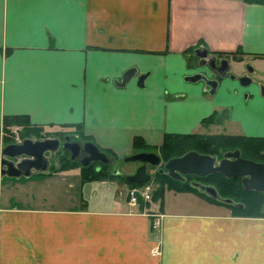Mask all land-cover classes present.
Here are the masks:
<instances>
[{"label": "crops", "instance_id": "obj_1", "mask_svg": "<svg viewBox=\"0 0 264 264\" xmlns=\"http://www.w3.org/2000/svg\"><path fill=\"white\" fill-rule=\"evenodd\" d=\"M197 49L263 60L264 4L0 0V130L18 117L80 134L114 163L139 152L134 139L153 150L166 134L264 136V115L252 118L236 80L213 97L185 80L202 71ZM129 70L135 76L117 86ZM224 106L230 123L203 126ZM49 167L0 176V264H264V215H238L191 191L172 190L185 196L168 201V188L158 206L130 205L125 177L83 182L79 167Z\"/></svg>", "mask_w": 264, "mask_h": 264}, {"label": "water", "instance_id": "obj_2", "mask_svg": "<svg viewBox=\"0 0 264 264\" xmlns=\"http://www.w3.org/2000/svg\"><path fill=\"white\" fill-rule=\"evenodd\" d=\"M194 54L198 58V67L205 72L188 76L185 80L192 83L201 82L210 89V94H213L218 82L210 79L206 73L224 74V66H226L227 60L211 57L205 49H197ZM134 76L135 71L129 70L124 73L121 81L117 82L116 85L123 87ZM143 80L144 76L137 78L138 86H142ZM241 80L239 79L240 83ZM245 81L247 83L244 85H247L248 79ZM228 117V110H224L216 118V123H222ZM59 149L69 152L71 162L80 159V165L83 168L90 164L104 166L112 164L111 158L99 151L92 142L87 141L82 144L71 142L68 135L63 138L62 144L57 138L35 141L23 139L20 144H8L0 148V176L18 178L21 176L28 177L32 173H46L49 167L46 154L54 155ZM123 161L140 164L133 174L125 176L126 183L133 186H140L151 180V175L146 172L147 164L153 167L161 164L160 157L153 152H138L123 158ZM163 169L172 180L180 182L185 181L184 176L186 175L205 178L209 175L219 174L228 179H240L241 186L245 191H253L264 196V163L242 159L238 150L224 153L220 160H217L216 156L202 155L191 151L166 161L163 164ZM117 173V171L113 172L114 175ZM189 185L198 194L209 200L236 208L242 207L240 203H235L232 199L222 198L211 185L199 182H190ZM262 214L264 215V208Z\"/></svg>", "mask_w": 264, "mask_h": 264}, {"label": "trees", "instance_id": "obj_3", "mask_svg": "<svg viewBox=\"0 0 264 264\" xmlns=\"http://www.w3.org/2000/svg\"><path fill=\"white\" fill-rule=\"evenodd\" d=\"M257 4H264V0H247ZM208 119H204L202 121L203 125L208 123ZM11 126H21L22 128H30L27 121L23 118L5 117L2 123V130L7 131ZM79 137V136H78ZM84 141H89L87 138L83 137ZM132 147L135 151L144 152L148 148L145 146L143 142L139 139H134L132 143ZM241 148L242 153L245 157L252 159L254 161H262L264 158L260 157V152L264 150V140L262 138H252V137H230L224 135H209L203 136L199 133L192 134H166L163 138L162 144L156 148L161 154L164 162L182 156L188 151H196L200 154L211 155L213 153H217L219 149L224 148ZM110 156V154H106ZM111 157V156H110ZM59 163H61L59 170H64L68 168L79 167L81 170L82 180L83 182L90 181H107L114 178L113 173L110 172V166H104L101 164H90L88 167H81L78 162H71L68 159V156H61L59 159ZM208 182V185L213 186L218 194L222 198H231L233 201L248 204L251 208L250 211L247 210L248 207L242 210H236L233 208H229L233 210V213L243 216H263L259 213L260 204L264 199V196L260 193H256L253 191L247 192L244 191L240 179H228L224 178L219 174L209 175L205 178H202ZM155 181L159 184H163L166 188L171 189L175 192H184L191 191L197 192L193 188L190 187L188 181L180 182L169 179L168 177H158ZM207 185V184H206ZM156 194V193H155ZM203 196V195H201ZM205 197V196H204ZM206 198V197H205ZM206 200H209L206 198ZM212 201V200H210ZM213 202V201H212ZM219 205L221 203L215 202Z\"/></svg>", "mask_w": 264, "mask_h": 264}, {"label": "rangeland", "instance_id": "obj_4", "mask_svg": "<svg viewBox=\"0 0 264 264\" xmlns=\"http://www.w3.org/2000/svg\"><path fill=\"white\" fill-rule=\"evenodd\" d=\"M246 67H250L252 69H257V70H255V72L251 75L252 82L250 83V85L247 87H243V89H245V92H244L242 98L247 99L248 103L250 104L251 112H252V109L255 110L252 113V115H253L252 118L255 119V116L257 118H259V116H260V118H261L262 115H264V94L262 95V91H261L262 89L264 90V59L263 60H254L252 62L250 61V62H248V64H245V63L241 64V65L236 64V65H234V72L235 73H237V72L241 73V72H243V70H245ZM244 96H247V97H244ZM257 111H259V112H257ZM254 112H256V113H254ZM239 115L244 116V113H239ZM260 121L264 122L263 119H260ZM17 127H19V128H16V129L11 128L7 131H1L0 132V148H2L5 145L11 144L12 140L14 139V137L16 135L21 140L30 139L32 141H35V140L57 138L61 142H63V138L66 135L70 136V138L75 137V135H73V134L71 135L70 132L65 133L64 131L57 130V129L46 130L43 128H32V127H30L32 129H29V128H22L21 126H17ZM217 130H220V129H217ZM215 132H217V131H215ZM76 137L78 138L79 141H81V144L83 142H85L83 140V137L80 134H79V137L78 136H76ZM150 150H151V148H147L146 151H144V152H150ZM153 150L157 151L156 148H153ZM46 156L49 160V155L46 154ZM14 161L16 162V160H14ZM60 165H61V163H59V161H56V160L50 161L49 160V166H50L49 169L59 168ZM137 167H138L137 162H124L122 159V160H116L115 163L110 165L109 169H110V172H112V173L114 170H116L118 172V174H116V175L113 174V176H114V178L117 177L119 182H121L123 180L122 179L123 177L130 175V174H133L135 172V170L137 169ZM191 179H193V181H195V182H199V183L208 185V182H206L205 180H202L201 178L199 179L196 177L195 178L192 177ZM151 185L153 187V192L151 194V199L149 202H153L152 205L154 204V205L158 206L160 203V199L162 198L161 192L163 191L164 188L166 189V186L163 184L157 183L153 178L151 180ZM154 191L156 194L154 193ZM164 192L168 196V199H167L168 201H171L170 198H173V196H178V195L185 196L184 194L175 193L172 190L171 191L167 190ZM247 192H250V191H247ZM235 201H237V200H235ZM261 204H264V199L261 202ZM184 205H186V204H183V206ZM187 205L189 206L191 204H187ZM218 206H220V205H218ZM222 208L226 209L223 206H222ZM247 210L250 211L251 208H247ZM231 211H233V210H231ZM259 213L262 214L261 212H259Z\"/></svg>", "mask_w": 264, "mask_h": 264}, {"label": "flooded vegetation", "instance_id": "obj_5", "mask_svg": "<svg viewBox=\"0 0 264 264\" xmlns=\"http://www.w3.org/2000/svg\"><path fill=\"white\" fill-rule=\"evenodd\" d=\"M217 59H226L227 60V63L225 64L226 66H224V71H223V73L224 74H213V73H206L207 74V76L210 78V79H212V80H217V85H216V88H215V91H214V93L213 94H210V89L208 88V87H206V89H207V94L208 95H210V96H214L215 94H216V92H218V90L222 87V85H223V83L226 81V80H229V81H232V80H236L237 82H238V84L240 85V86H242V87H247V86H249L250 85V83L252 82V77H251V75L255 72V69H252V68H250V67H246L245 68V70H243V72H241V73H235L234 72V65H236V64H238V65H241L242 63L240 62V60L238 59V58H229V57H226V56H222V57H219V58H217ZM205 71L204 70H202L201 71V73H204ZM199 73V72H198ZM239 79H242L241 80V83L239 82ZM245 79H248V84L247 85H244V84H246L247 82L245 81ZM205 87V86H204ZM262 91V95L264 94V90L262 89L261 90ZM245 97H247V96H245ZM224 110H228V112H229V117H228V119H224L223 121H222V123H216V118H218V116H220L221 114H222V112L224 111ZM231 118H232V108H230L229 106H224L223 108H221L220 109V111L218 112V113H216V114H212V115H210V116H208V118H206V119H208L209 121H208V123L206 124V125H203V126H205V127H209V126H212V127H216V126H224L226 123H230V121H231ZM219 132H217V133H214V134H210V135H224V136H230V137H233V136H236V137H240V136H242V137H252V138H262L263 140H264V136H261V137H257V136H247V135H245V134H243V135H231V134H229V133H227L226 131H224L223 129L222 130H218ZM203 136H209V135H204L203 134ZM71 142H79V140H78V138L77 137H73V138H71ZM63 142H61L60 141V144H62ZM80 143V142H79ZM235 150H238L239 151V153H240V158H242V159H246V160H250V161H254V160H252V159H249V158H247V157H245L244 155H243V153H242V150H241V148H224V149H219L218 151H217V153H213V154H211V155H209V156H216L217 157V160H220L221 158H222V156H223V154L224 153H226V152H233V151H235ZM61 151V152H60ZM150 152H153V153H155V154H158V156L160 157V160H161V164L160 165H158V166H156V167H153V166H150V165H146V172L148 173V174H150L151 175V180H152V178L155 180V179H157L158 177H168L169 179H171L167 174H166V172H165V170L163 169V164L165 163L164 162V160H163V158H162V156H161V154L159 153V151L157 150V151H155V150H151ZM188 152H191V151H188ZM188 152H186V153H188ZM193 152H196V151H193ZM185 153V154H186ZM197 153V152H196ZM198 154H200V153H198ZM68 156V159H69V157H70V154H69V152H67V151H62V150H58L56 153H54V155H49V160L50 161H59V159H60V157L61 156ZM184 155V154H183ZM202 155H205V154H202ZM260 157H262V158H264V150L263 151H261L260 152ZM109 158H111L110 156H108ZM180 157V156H179ZM177 158V157H176ZM114 159H112L111 158V162H112V164L114 163ZM75 162H78L79 164H80V159H77V160H75ZM254 162H260V163H264V159L262 160V161H254ZM111 164V165H112ZM140 164H138V166H139ZM81 166V165H80ZM114 172V171H113ZM192 177H196V178H199V177H197V176H194V175H186V176H184V178H185V181H189V184H190V182H195V181H193V179H191ZM200 179V178H199ZM202 179V178H201ZM235 203H238V202H235ZM217 205H219V204H217ZM242 205V207H239V208H236V207H233V206H228L229 208H233V209H236V210H242V209H244L245 208V205H246V207H248V208H250L249 207V205L248 204H241ZM220 206H223V207H225V206H227V205H224V204H221ZM260 206V210H259V212H261L262 213V209L264 208V204H260L259 205ZM228 207H226V208H228ZM228 208V209H229ZM261 215H263V214H261Z\"/></svg>", "mask_w": 264, "mask_h": 264}, {"label": "built area", "instance_id": "obj_6", "mask_svg": "<svg viewBox=\"0 0 264 264\" xmlns=\"http://www.w3.org/2000/svg\"><path fill=\"white\" fill-rule=\"evenodd\" d=\"M21 141L22 140L20 138H18V136L16 135L14 137V139L12 140V143L20 144ZM152 192H153V187H152L151 183H146V184L140 185V186H133V187L129 188V190L127 192L128 202L130 205H134L138 201H142L144 203H147L151 199ZM156 225H157V223L152 224V229H155ZM157 253H158V249L153 248V250L151 251L152 256L157 255Z\"/></svg>", "mask_w": 264, "mask_h": 264}]
</instances>
